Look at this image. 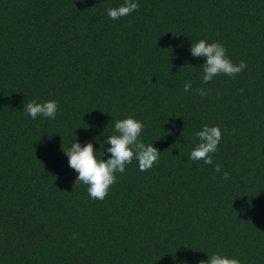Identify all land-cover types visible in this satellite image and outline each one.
Segmentation results:
<instances>
[{
	"label": "trees",
	"instance_id": "obj_1",
	"mask_svg": "<svg viewBox=\"0 0 264 264\" xmlns=\"http://www.w3.org/2000/svg\"><path fill=\"white\" fill-rule=\"evenodd\" d=\"M124 2L0 0V264H264V0H134L112 20ZM201 39L246 69L204 84ZM32 100L55 119L26 115ZM128 116L159 161L94 200L63 151L77 138L107 160ZM205 124L212 166L190 159Z\"/></svg>",
	"mask_w": 264,
	"mask_h": 264
},
{
	"label": "clouds",
	"instance_id": "obj_2",
	"mask_svg": "<svg viewBox=\"0 0 264 264\" xmlns=\"http://www.w3.org/2000/svg\"><path fill=\"white\" fill-rule=\"evenodd\" d=\"M139 4L134 0H125L124 4L116 8H108L107 15L112 20L120 19L138 10ZM191 55L196 58L205 59L206 63L201 67L203 71L202 82L209 83L217 75L223 74L235 77L247 67L245 61L241 60L234 64L226 54V48L219 42L208 43L201 39L192 43ZM191 81L184 85V91L191 90ZM241 94L243 89L240 90ZM197 94L207 96L209 93L204 89H197ZM58 109V102L51 100L47 102H28L23 110L26 115L35 120L38 116L55 119ZM144 129L141 121L128 116L125 119L115 122V133L104 140V144L110 145L106 149L110 153L107 160L98 158L93 143L87 142L83 146L77 142V138L71 147L64 154L68 157L70 168L78 173L75 186L78 183L87 185V192L94 200L103 201L110 186L116 183V173L123 174L126 166L131 164L133 159L138 161L140 171L150 170L159 161L160 151L153 147V144L146 145L140 140ZM199 143L190 153L193 161L203 160L206 165H213V153L218 150L222 134L219 126H208L205 124L202 129L194 134ZM104 155V152H103ZM214 172H221V165H214ZM222 179H229V173L224 172ZM75 238V237H73ZM199 264H241L237 258L215 253L207 261H199Z\"/></svg>",
	"mask_w": 264,
	"mask_h": 264
}]
</instances>
